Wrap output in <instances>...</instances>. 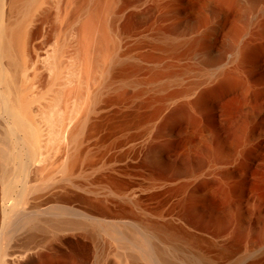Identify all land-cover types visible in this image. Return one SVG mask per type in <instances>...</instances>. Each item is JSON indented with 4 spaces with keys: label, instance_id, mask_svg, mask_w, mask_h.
<instances>
[{
    "label": "bare ground",
    "instance_id": "bare-ground-1",
    "mask_svg": "<svg viewBox=\"0 0 264 264\" xmlns=\"http://www.w3.org/2000/svg\"><path fill=\"white\" fill-rule=\"evenodd\" d=\"M0 264H264V0H0Z\"/></svg>",
    "mask_w": 264,
    "mask_h": 264
}]
</instances>
